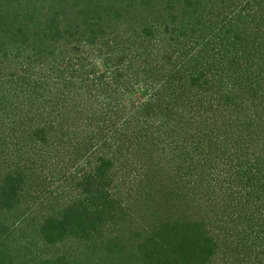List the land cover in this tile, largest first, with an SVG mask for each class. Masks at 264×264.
Wrapping results in <instances>:
<instances>
[{"label": "trees", "instance_id": "trees-1", "mask_svg": "<svg viewBox=\"0 0 264 264\" xmlns=\"http://www.w3.org/2000/svg\"><path fill=\"white\" fill-rule=\"evenodd\" d=\"M215 2L0 0V264H19L17 261L21 264H79L76 259L40 258L29 247L25 252L16 247L19 243H16L12 227L15 226L14 219L18 218L21 223L27 220L28 210L24 203L42 195L45 197L42 207L45 204L48 209L43 211L37 229L46 246L70 236L77 242L104 236L98 225H101L99 221L104 217L102 214L106 215L108 206L101 207L100 200L105 190V195L109 191L102 187L110 182L107 171L114 161L123 162L118 158L123 154L126 158L130 155L134 137L127 135L122 124L101 138L99 131L103 129L99 125L104 123L105 128L113 112L114 119L124 117L133 125L137 136L141 135L139 138L148 134L153 136V130L164 125V114L146 112V108L139 109L136 102L128 107L125 90L120 91L125 89L124 83L120 85L118 76L128 66L127 71L133 68L134 73L140 72L147 79V88L154 89L153 81L148 79L150 70L155 68L152 52L150 47L139 48L146 37L157 39L160 36L161 39L169 33L172 35L176 32L175 27L182 26L185 21H190V30H195L190 34L191 43L201 41L204 46L191 53L190 78L186 76L187 81L180 85H190V90L195 92L213 89L206 81L200 84V78L210 74L219 80L218 91L224 92V99L221 102L218 99V105L212 103L216 106L210 107L214 111L212 115L199 112V116L196 113L191 116V125L196 129H189L190 141L198 149L202 137L198 141L196 134L206 131L204 127L208 125L219 124L221 134L211 140V146L215 148L212 152L222 151V156L208 158L200 166L199 175L208 168L210 177L204 187L209 190L211 185L215 188L214 184H221L226 188L223 194L227 197L222 200L220 218L213 224L198 215L197 203L195 206L190 204V218H185V210L181 207L183 200L173 202L167 214H152L150 224L143 228L146 232L143 240L137 246L142 255L140 259L143 264H232L230 258L237 256L236 264H264V121L257 122L244 137L229 130L233 126V113L242 110L240 97L245 98L255 88L264 107V10H252L245 18L240 9L233 15L225 10L216 12ZM244 23L251 27L245 33L241 31ZM99 38L103 40L100 42L102 49L97 50L95 45ZM222 44L225 45L221 47ZM88 45H92L90 50L99 51H96L97 56L106 61V66L107 60L113 61L110 77L89 69L88 57L79 53L80 47ZM129 52L140 55L136 57L137 63L140 57L147 55L141 64L136 63L137 70L132 59L127 62L129 65H123ZM257 64V74L254 73L248 82L246 70H254L252 67ZM119 93H123V99L116 102L117 108H114L112 98L117 100ZM156 96L160 98L157 93ZM180 98L182 102L179 100L176 104L181 103L184 110L187 106L191 110L195 105L202 107L198 101L185 100V96ZM220 107H223L220 120L223 123L219 121L221 114H217ZM122 108L129 109L131 114H120ZM183 109L169 119L178 122V127H173L177 138L189 131L187 122L182 123ZM260 113L264 119V108ZM246 122L247 126L254 124L249 120ZM93 123H97L99 131L93 130L98 136L94 135L96 143L91 144L90 138L86 137ZM78 134L83 139L78 138ZM66 137H69L70 146H66ZM181 139L186 140L185 137ZM108 149L112 153L110 158L105 153ZM79 155L85 156V163L92 160L88 173L84 170L87 169L84 162L77 163ZM243 164L246 167L238 169ZM72 169L93 179V183L84 189L83 197L70 194L64 182L54 188L53 184ZM213 172L218 180L214 184L210 181L211 176L215 177ZM220 177L223 178L219 180ZM195 178L194 181L190 179L196 189H190L193 194L199 193L198 188L204 189L200 179ZM156 197L150 198V202ZM218 222L219 226H214ZM97 248L93 250L98 251ZM120 250L121 247L116 251ZM108 256L107 260H112V255ZM117 263L108 261L105 264Z\"/></svg>", "mask_w": 264, "mask_h": 264}, {"label": "rangeland", "instance_id": "rangeland-1", "mask_svg": "<svg viewBox=\"0 0 264 264\" xmlns=\"http://www.w3.org/2000/svg\"><path fill=\"white\" fill-rule=\"evenodd\" d=\"M213 8L216 12L221 11V13H223L224 10L225 12L230 11L231 15H233L234 12H239L240 9L241 16L247 18L252 10H257V8L263 12L264 0H216ZM180 15L181 13H179L178 18ZM187 15L190 17V13ZM194 16L197 17V14ZM175 28L176 32L173 31L172 35L170 33L166 36L164 35V37L161 39L160 36H157V39H149L146 37L147 40L144 42V44H142V47L139 48V50H143V48L145 49L150 47V52H152L151 58L154 60L153 66L155 68H150L151 73L148 74V79L153 81L154 89H150L151 87L147 88V79L145 77L143 78L140 72L138 74L134 73V69H130V67V70L127 71L128 66L125 67L127 70L124 69L122 71L123 74L118 76L121 82L120 85L124 83L123 87H125V89L120 91L125 90L123 93L127 96L125 103H127L128 107L130 103L136 102L135 105H138L139 109L145 107L146 112L150 111L154 114L155 112H158L161 115L164 114L165 118L162 117L164 118V125L160 124L159 119L157 122L162 127L160 129L156 128L157 130L154 129L153 131L155 133H153V136H149L148 134L147 137L139 138L141 135L137 136V133L132 127L133 125H131L128 121H125L124 117H116V119H114L113 114L115 112H113L109 115L110 120H107L105 124L106 127L104 126L105 128H103L104 123L99 125L103 130H98L97 123L96 125L93 123V126H89V132H87L89 136L86 138L88 140L90 138L92 141L91 144L96 143V140L93 139L94 135H96L93 134V130L96 128V130L101 133L102 138L105 134H111L115 127L123 124L125 129H127V135L134 137L133 141L131 140L132 145L130 144L131 142L126 140L133 147L130 155H127L128 158H126V156L123 154L118 158L123 162L114 161V165H112L110 170L107 171L109 172L107 176L109 175L110 182L104 187L101 186L104 188L103 190L107 189V191H109L107 195H105V190V197L103 195V198L100 200L101 207L108 206L109 208L106 210V215L102 214L104 217L99 221L101 225H98L100 232L104 236H99L98 239H84V242H82V240L77 242L70 236V238L68 237L67 240L65 239L63 241L60 240L54 243H48L46 246L37 229V225L41 220L43 211L48 209V207L45 208V204L42 207V204L45 201V197L42 195L39 197V199H30L24 203L28 210L27 220H24L21 223L18 218H12L15 221V226L12 225V227L15 229V237L17 238V242H15L19 243L18 245L15 243L16 247H21L22 251L24 252L27 251L29 247L33 254H36V256H39L40 258H46L47 256V258L51 259L53 256H55L62 259L64 258L63 260L68 261L76 259L78 261L77 263L79 264H105L108 261H116L119 264H143V259H140L142 255L139 253L137 246L140 244V240H143L144 234L146 233L144 232L145 229L143 228H147L150 224L149 218L154 216H151L152 214H167L172 209L173 202L183 200L181 207L183 210H185V218H190V204L195 206L196 203L198 204V206H196L198 207L196 211L198 212V215L202 216V220L212 223L215 219L220 218L223 210L221 203L222 200L225 201V197H227V195L223 194L224 191H226V188L222 187L221 184H214L216 181H218L215 179L216 174L214 172L212 175L215 177L211 176L210 181H212V184H214L215 188H213V185H211L209 190L204 187L206 180L210 177V170L208 168L204 171V174L199 175L200 166L202 164L204 165L208 158L215 159L217 156H222V151L212 152L215 148L214 146H211V140L218 138L220 136L219 134H221L220 129H218L219 124L213 126L208 125V127H204L206 131L196 134V139L198 141L200 140L198 138L202 137L198 144V149H195L191 144L190 130L196 129L191 125L193 124L191 123V116L194 113H196V116H199V112L201 114H205L206 116L212 115L214 111L210 107H216L213 106L212 103H216L218 105V99H220L219 102L224 99V92L218 91L219 80L217 77L211 76L210 74L209 77L202 76L200 78V84L206 81L208 82L206 84H210L214 87L213 89H208L206 91L200 89V91L195 92L190 90V85H186V87H182L180 85L181 82L186 80V76L190 78L189 70L191 53H194L202 48L204 46V42L194 41L191 43L190 34H194L195 30H190V21H185L182 26L178 24V26ZM250 28L251 27L248 24L244 23L241 31L245 33ZM86 39L87 41L89 40L88 37ZM100 42H103L101 38L97 40L98 44L95 45V47L98 46L96 48L97 50L102 49L100 47ZM152 44L154 45L152 46ZM92 45L84 46V48L80 47L81 49L79 50V53L85 54V56L88 57L87 61L90 67L89 69L110 77L109 71L111 72L112 68L114 67L113 61L107 60L108 66H106L104 64L106 61L97 56L99 51L90 50L92 49L90 47ZM224 45L225 44H222L221 47ZM228 45L229 43H227L226 47H228ZM231 48L232 47L230 46L228 51H230ZM147 51L149 52L148 49ZM139 56L140 55L137 54L135 56V52H129L127 59H124L123 65H129L127 62L132 59L137 70L136 65L141 64L147 55H145L144 58H142L143 56L140 57L139 62L137 63L136 57ZM252 68H254V70L249 68V70H246L248 82L251 81L252 75L254 73L255 75L257 74L256 70L258 68V64L254 65ZM248 84L250 85V83ZM126 86H128L127 89ZM206 88H208L207 85ZM156 93L159 94L160 98H157ZM256 93L257 92H255L254 88V90H251L248 96L245 98H239V101L243 103V107L238 113H233V126L232 128H229V130L233 129L237 131L236 135H242V137H244L247 135L248 130L254 127L257 122L264 121V119L260 116L261 108L264 107L259 100L258 94ZM122 94L119 93L117 100L112 98L111 105H114V108H117L115 107L117 106L116 102L122 101ZM181 96H185V100L189 99L198 101L202 107L195 105V109L191 110L190 106H187V109L184 110L181 103L176 104V102H179V100L182 102V98H180ZM175 98L180 99L171 102V100ZM189 103H192V101H189ZM222 108L220 107L219 111L217 112L218 115L221 114ZM99 109L100 107L98 105L96 110L98 111ZM124 109L125 108H122L120 110V114H131L129 109L126 108L125 111ZM182 109L183 115H181V118L184 120L182 123L187 122L188 130H190L188 131V134L183 132L181 138L185 137L187 141L176 137L177 131L173 130V127L177 128L178 122L169 120L171 116H174L176 112H181ZM140 113L141 112H138L139 115ZM221 117L222 114L220 115L219 121L221 120ZM259 117H261L260 120H258ZM248 120L252 121L254 124L251 126L249 124V126H247L246 124H248V122L246 121ZM220 123H223V121H220ZM80 135L78 138H82V135ZM67 140L68 143H66V146H70L69 137H66L64 141ZM157 142H159V144H156ZM70 152H72V149H70ZM105 153H108L106 157H112V153L109 151V149L106 150ZM79 158L80 159L77 161V163H83L85 156L79 155ZM125 160H129V162H126ZM91 161L88 163L84 162L85 164H83L84 166L86 165L87 169L83 168L86 173H88V171L91 169ZM132 161L134 162L132 163ZM245 165L246 164H243L238 169H241L242 167L245 168ZM212 170L213 169H211V171ZM73 171L75 172L74 174ZM70 172L67 173L66 176H62V178L60 177L59 181L53 184L54 188H56V186L60 183L64 182V186H66V188L70 191V194H76V196L79 194L81 197L85 196L84 189H86L89 184L93 183V179L86 176L83 177V174L85 175L86 173H77L74 169H72ZM196 176L198 179H200L199 182H201V185L203 186L201 187L204 189H201L200 191L198 188L197 191H199V193L196 192L193 194V192H190V189L192 188L194 191L196 189L194 188V182H191L190 179L194 181ZM197 177L195 179H197ZM222 178L223 177H220L218 179L221 180ZM96 186L99 185L97 184ZM154 195L157 197L150 202V198H153ZM156 202H158V204H156ZM212 216H215L213 217V220H211ZM219 224L220 222L214 224V226H219ZM17 232L19 236L17 235ZM135 233H138L139 235H135ZM94 246L98 247V251L93 250V248L95 249ZM120 247L122 250L116 251ZM111 249H114L115 251H112ZM110 251H112V253ZM221 251L222 257H225L224 250ZM109 254L112 255V260H107L108 257H110L108 256ZM239 255L240 254H238V256ZM242 256L244 255L241 254L240 257ZM33 257L35 256L32 255V258ZM236 257L237 256L230 258L231 260L229 261H231L232 264H236ZM80 258L82 260L81 262L79 261ZM17 262H19V264L22 263L21 261Z\"/></svg>", "mask_w": 264, "mask_h": 264}]
</instances>
